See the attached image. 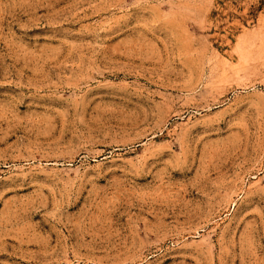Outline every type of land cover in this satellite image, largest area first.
<instances>
[{
  "label": "rangeland",
  "instance_id": "374dc122",
  "mask_svg": "<svg viewBox=\"0 0 264 264\" xmlns=\"http://www.w3.org/2000/svg\"><path fill=\"white\" fill-rule=\"evenodd\" d=\"M0 264H264V0H0Z\"/></svg>",
  "mask_w": 264,
  "mask_h": 264
}]
</instances>
